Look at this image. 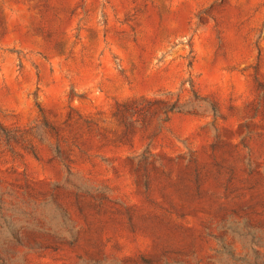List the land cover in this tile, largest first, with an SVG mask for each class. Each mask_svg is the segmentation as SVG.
<instances>
[{"label":"rangeland","instance_id":"374dc122","mask_svg":"<svg viewBox=\"0 0 264 264\" xmlns=\"http://www.w3.org/2000/svg\"><path fill=\"white\" fill-rule=\"evenodd\" d=\"M0 264H264V0H0Z\"/></svg>","mask_w":264,"mask_h":264}]
</instances>
